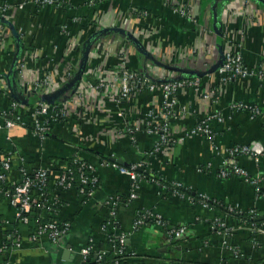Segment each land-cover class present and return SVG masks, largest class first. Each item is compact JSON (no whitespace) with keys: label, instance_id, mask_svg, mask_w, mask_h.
<instances>
[{"label":"crops","instance_id":"crops-1","mask_svg":"<svg viewBox=\"0 0 264 264\" xmlns=\"http://www.w3.org/2000/svg\"><path fill=\"white\" fill-rule=\"evenodd\" d=\"M4 1L0 0V3ZM20 1L23 0H17ZM63 1L71 7L35 9L28 4L12 9L9 19H5L11 25L4 38L0 35V72L6 77L5 85H9V91L12 86L15 89L13 66L17 64V58L27 62L34 80L51 72L54 82L58 83L66 65L79 63L89 39L104 29L105 32L96 36L91 45L89 43L92 49L89 59L96 67H113L116 63L114 52L128 46L131 66L154 81L165 71L182 77L180 72L162 67L156 60L204 72L198 76L201 86L198 90L189 88L180 93L181 108L189 109V115L173 121L177 141L164 154L155 155H148L147 151L153 147L157 134L141 131L136 143L119 137L113 128L119 118H108L107 111L99 112L96 119L74 117L56 122L46 138L41 139L34 133V118L27 104L17 101L16 107H12L9 93L0 90V111L10 119L20 117L15 127L0 129L1 153L14 151L19 158L23 157L31 171L48 167L53 172L81 155L95 165L99 177V186L89 199H83L75 189L61 191L52 187V193L58 194L61 202L57 217L70 224L69 231L58 242L47 237L28 241L29 226L16 222L15 209L4 197L0 198V218L3 220L0 243L6 233L14 229L20 230L25 239L19 249L9 254L0 252V264H82L79 252L90 240L98 249L111 253L113 231L104 229L111 199L118 200L116 215L110 218L116 224L114 233L127 235V264H264V232H253L239 213L228 211L229 205H238L245 214L255 210L264 216V195L240 177L222 178L219 175L230 147L249 145L264 151V84L257 77H241L220 86L218 100L204 97L218 83L220 67L205 71L220 60L219 43H222L224 53L226 35L241 45L247 65L257 67L264 63V3L256 0H250L249 4L246 0H96L94 5H89L88 0ZM214 3L223 22L220 35L213 19ZM178 4L194 11L197 22L174 12L173 6ZM132 5L148 10L149 16L131 18ZM77 16L81 20L74 22ZM4 25L0 24V29ZM63 25L68 26L73 40L82 38L77 49L71 47L73 40L62 33ZM118 28L131 33L141 46L126 33L117 31ZM119 39L123 42L119 43ZM96 43L105 44L108 54L103 50V56L102 49L95 50ZM188 76L196 77L191 74L183 77ZM89 78L92 82L97 81L93 73ZM16 91L25 100V96L22 97L18 89ZM159 93L147 91L140 94L138 100L124 103L123 107L129 108L134 118L142 119L150 106L159 104ZM37 98L38 95L32 94L26 101L32 104ZM232 100L258 106L262 114L252 118L246 110H233L230 108ZM107 102L114 115V103ZM217 112L225 120L212 121L213 143L203 135L181 138L199 117ZM105 160L121 161L127 166L143 163L141 171L150 177L140 182L135 199L129 197L130 177L119 168L104 164ZM238 162L253 175L264 174V159L257 164L251 157L240 156ZM16 165L14 174L18 178L19 163ZM177 182L197 196L206 195L215 206L206 208L198 202L179 198L171 191ZM144 212L161 216L171 227H184L182 236L170 241L165 227L155 222L135 229V220ZM217 218L226 223L230 233L224 235L213 228ZM233 248L239 250V256L233 253Z\"/></svg>","mask_w":264,"mask_h":264},{"label":"built area","instance_id":"built-area-1","mask_svg":"<svg viewBox=\"0 0 264 264\" xmlns=\"http://www.w3.org/2000/svg\"><path fill=\"white\" fill-rule=\"evenodd\" d=\"M32 2L36 6L35 9H42L47 6L56 7L57 9L63 8L66 5L71 7L69 3L63 0H32ZM96 2V0H88L89 5H94ZM14 3L15 1L13 0H5L0 3V16L2 18L9 19L8 12ZM246 3L249 4L250 0H246ZM24 6V2L15 3L13 8H23ZM173 11L192 22H197L194 11L184 4L173 6ZM129 15L134 19H144L149 16V11L132 5ZM80 20L79 16L74 17V22H79ZM0 24L4 25L3 23ZM4 26L0 29V35H3V38L5 32L8 30V26ZM61 31L66 37H70L73 40V36L71 32L69 33L67 25H63ZM225 38H227V46L224 50V61L218 69V83L212 90L205 93L204 97L206 99L218 100L217 89L225 83L241 77H257L264 84V63L257 67L247 65L241 45L233 37L226 35ZM75 39L72 41L73 45L71 47L76 46L77 49V46L81 45L82 38L78 39L75 37ZM122 40L119 39V43L123 42ZM94 46L95 50L100 51L102 49L103 56L105 54L103 50H106L108 54V47L105 44L96 43ZM91 50L90 48L87 64L77 88L74 91L70 90L66 94L57 96L53 101L44 100L43 97L54 95L61 87H65L64 85L75 78L81 67L83 54L79 63L66 65L67 67L64 68V72L61 74L60 79H58V83L54 82L51 72L45 74L43 78H36L34 80L31 78L27 62L24 59L17 62L15 67V91L18 89L22 97L25 96V100H28L32 94L39 96L35 102L27 106L31 116L34 118V133L41 139H45L52 125L56 122L69 121L70 119H74V117L78 119L87 117L96 119L97 115L99 116V112L107 111L108 118H119L117 125L113 127L119 137L128 138L129 141L136 143L137 135L141 131H144L148 135L157 134L158 138L153 147L147 151V154L155 155L167 152L177 141L175 139L176 135L173 132V121L175 119H185L189 115V109L186 107L181 108L180 93L187 92L189 88L198 90L201 86L200 78H180L179 76L172 75L171 71H165L162 75L156 77L157 81H154L139 69L131 66L128 58V46L120 47L114 52L116 63L113 67L107 68L105 65L96 67L93 61L89 59ZM78 56L80 57V55ZM91 73L97 77L96 82L90 80L89 76ZM5 79V75L0 72V90L4 93H10L9 85H5ZM147 91L160 92L159 104L150 106L145 111L142 119H136L131 116L129 108L123 107V104H129L134 100H138L140 94H145ZM107 101L114 103V115L112 114V110L107 107ZM17 104V101H13L12 107H16ZM230 108L233 110H246L252 118L262 114L258 106L240 100H232ZM224 120L225 117L220 112L206 114L199 117L194 126L186 129L181 138L184 139L189 137V135H203L213 143L214 134L211 123L212 121L224 122ZM19 121L20 117L10 119L5 113L0 111V129H11ZM240 156L251 157L255 163L259 164L264 159V151L256 150L249 145L230 147L227 150V159L224 166L219 172L220 177H240L250 182L258 193L264 195V174H251L239 164L238 158ZM73 162L76 164V168L72 167L69 163L66 167L59 168L58 171L54 172L48 167H39L31 171L24 164L23 157L19 158L14 151L0 152V194L15 209L16 222L29 226L28 241L36 242L43 237H47L53 242H58L70 229L69 222L62 221L57 217L61 202L58 194L52 193V187L61 191L75 189L83 199H89L95 194L99 186V177L96 173L95 165L81 155H76ZM17 163H19L17 167L19 172L18 178L14 174ZM104 164L115 166L130 177L131 192L129 197L130 199H135L140 182L147 178L141 171L143 163L138 162L127 166L115 161L105 160ZM151 180L159 183L155 178ZM171 191L179 198L198 202L206 208H213L215 206V202L210 201L206 195L197 196L182 183H175ZM108 205L109 221L105 222L104 229L109 228L113 231L110 235V241L113 251L118 257L113 264H121L119 258L124 259L128 252L127 235L124 233L115 234L116 224L110 220V218L116 215L118 200L111 199L108 201ZM228 211L229 213L245 214L238 205H229ZM248 216H251L253 219L260 217L255 210L250 211ZM150 222H155L157 225L165 227L170 241L180 238L184 232V227H171L165 219L152 212L141 213L135 220L134 228L138 229ZM244 222L249 225L253 232H264V222ZM2 224L3 220L0 218V226ZM213 228L219 230L224 235L231 232L226 223L220 218L213 221ZM22 234L18 229L7 232L0 243V252L9 254L11 251L22 247L25 240ZM79 253L82 257V264H86L91 254L96 255L97 261H101L107 254L106 251L98 249L93 240H90L87 245L80 249ZM233 253L236 256L240 255L239 250L236 248H233Z\"/></svg>","mask_w":264,"mask_h":264},{"label":"water","instance_id":"water-1","mask_svg":"<svg viewBox=\"0 0 264 264\" xmlns=\"http://www.w3.org/2000/svg\"><path fill=\"white\" fill-rule=\"evenodd\" d=\"M216 2H217V0H215ZM256 1H259V2H261V3H264V0H256ZM215 6H216V4L214 3V8H213V19H214V22H215V26H216V31H217V33L220 35L221 34V32H222V24H223V22H222V20L218 17V12H217V10H216V8H215ZM117 31H119V32H121V33H126V36L127 37H129V38H131L135 43H137V46H141L138 42H137V39L136 38H134V36L131 34V33H127V32H125V30H123V29H120V28H118L117 29ZM103 32H105V29L103 30V31H101V32H99V33H96V36H98L99 34H101V33H103ZM95 35L92 37V38H90L89 39V41L87 42V44H86V46H85V55H84V59H83V62H82V64H81V67H80V69L78 70V73H77V75L75 76V78L71 81V83H69L68 85H66L65 87H63L62 89H60L59 91H57V93L56 94H54V95H46V96H44L43 97V99L44 100H48V101H53L57 96H59V95H63V94H66L68 91H70V90H75L76 88H77V86H78V83H79V81L81 80V77H82V75H83V73H84V70H85V67H86V64H87V59H88V52H89V50H90V45H91V42H92V40L93 39H95V37H96ZM89 43H90V45H89ZM219 50H220V60L218 61V63L214 66V67H212L210 70L208 69V71H205V73H207V72H211L212 70H216L217 68H219V67H221V65H222V63H223V61H224V53H223V46H222V43L220 42L219 43ZM144 53L145 54H148V52L147 51H144ZM18 58H17V62H18ZM158 65H160V66H162V67H165V68H167V69H170V70H174V71H176V72H180L181 74H182V77H180V78H184L183 76L184 75H186V74H191V75H193V76H196V77H198L200 74H202V73H204V72H202V73H200L199 71H196V70H192V69H187V68H183V67H174V66H172V65H168V64H165V63H161V62H159V61H156V60H154ZM15 65H16V63L14 64V66H13V69H14V67H15ZM14 71V70H13ZM119 164H121V165H126V164H124L123 162H121V161H117ZM258 220H264V216H260L259 218H258Z\"/></svg>","mask_w":264,"mask_h":264},{"label":"trees","instance_id":"trees-1","mask_svg":"<svg viewBox=\"0 0 264 264\" xmlns=\"http://www.w3.org/2000/svg\"><path fill=\"white\" fill-rule=\"evenodd\" d=\"M0 23L5 24L6 26H10L11 25L10 23H8L1 16H0ZM21 44H23V43H21ZM21 47H22L21 49H23V45H21ZM84 55H85V52L83 54V59H84ZM14 72H15V67H14ZM188 78H192V77H189L188 76ZM9 96H10V98L13 101H15V100L16 101H20V102H24L25 104H27V106L29 105V103L26 100H23V99L20 98L19 94H17V92L15 91V89H14L13 86L11 87V92L9 93ZM73 161H74V158L71 159L69 163L71 164L72 167H75L76 168L77 166H76V164ZM146 176L148 178L150 177L149 175H146ZM0 198H3V196L1 194H0ZM239 216L241 217V219L243 221H246L248 223H251V222L263 223L264 222V220L253 219V218H251V216H248V214H240ZM126 256L127 255H125V257ZM116 259H118V257L115 255L114 251H112L111 253L106 254L105 258H103L101 261H97L96 260V255L95 254H91V256L87 260L86 264H113ZM119 259H120L121 264H127V261H126L125 258L124 259L119 258Z\"/></svg>","mask_w":264,"mask_h":264},{"label":"rangeland","instance_id":"rangeland-1","mask_svg":"<svg viewBox=\"0 0 264 264\" xmlns=\"http://www.w3.org/2000/svg\"><path fill=\"white\" fill-rule=\"evenodd\" d=\"M13 1H15V3H21V2H24L25 5H28V4H29V5H32L34 8L36 7L35 4L32 2V0H23V1H20V2H17V0H13ZM15 3H14V4H15ZM14 4H12V7H10L9 12H8V15H10L12 9H14V8H13ZM70 94H71V93H70Z\"/></svg>","mask_w":264,"mask_h":264}]
</instances>
